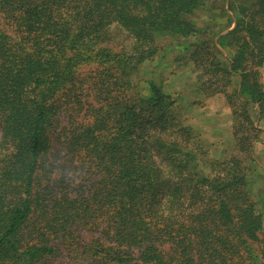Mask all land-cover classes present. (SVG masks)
I'll list each match as a JSON object with an SVG mask.
<instances>
[{"label": "trees", "instance_id": "16d2710c", "mask_svg": "<svg viewBox=\"0 0 264 264\" xmlns=\"http://www.w3.org/2000/svg\"><path fill=\"white\" fill-rule=\"evenodd\" d=\"M210 1L0 0V264H264L240 157L250 107L264 123V0L233 10L228 58L192 19ZM168 50L226 96L233 156L204 159L179 98L135 82Z\"/></svg>", "mask_w": 264, "mask_h": 264}, {"label": "rangeland", "instance_id": "374dc122", "mask_svg": "<svg viewBox=\"0 0 264 264\" xmlns=\"http://www.w3.org/2000/svg\"><path fill=\"white\" fill-rule=\"evenodd\" d=\"M248 3L249 0H225L224 6H222L219 1L211 0L203 10L192 18L199 27L207 28L210 34L214 33L210 42L217 52L222 53V58L227 57L228 54L218 46V37L234 28L235 14L233 10L236 11L239 5H248ZM227 16L233 21L229 28L227 27L229 25ZM125 38V34L114 30L112 39L114 44H110L108 47L116 48L117 44H125ZM161 43L163 47L169 44L167 40ZM174 55L175 52L168 50L165 55L159 53L152 61L144 63L137 72L135 82H139L142 87H144L143 82L161 84L163 91L171 94L174 98H179L178 104L186 108L182 107L181 109L182 119L185 124L192 127L203 142L204 151L207 152V156L205 155L207 158L204 157V159L222 160L233 156L236 154L235 141L232 136L234 123L226 96L218 94L205 97L199 94L196 83L203 78H197L198 74L191 71L192 66L171 64ZM224 64L227 65L226 60ZM260 81L264 89V65L260 69ZM237 83L234 80L227 92L232 93ZM250 112L254 125L260 133L253 142L250 156L245 158L240 155V157L246 169L248 190L256 203V209L262 215V236L264 237V123L259 120L256 107H250ZM198 171L209 173L203 163H199Z\"/></svg>", "mask_w": 264, "mask_h": 264}]
</instances>
